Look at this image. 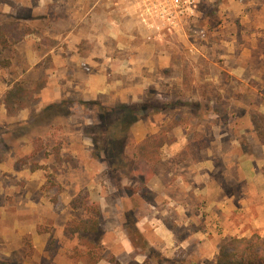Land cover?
<instances>
[{"label": "rangeland", "instance_id": "374dc122", "mask_svg": "<svg viewBox=\"0 0 264 264\" xmlns=\"http://www.w3.org/2000/svg\"><path fill=\"white\" fill-rule=\"evenodd\" d=\"M2 82L8 113L27 109L16 130L6 127L22 140H0V264H133L149 255L214 264L230 237L264 236L241 213L212 220L220 208H201L177 188L193 183L202 148L261 156L253 144L264 143V0H0V90ZM214 129L227 134L212 141ZM178 200L189 202L184 210ZM92 217L95 230H72ZM161 227L189 244L167 256L152 234Z\"/></svg>", "mask_w": 264, "mask_h": 264}, {"label": "crops", "instance_id": "0c3cea01", "mask_svg": "<svg viewBox=\"0 0 264 264\" xmlns=\"http://www.w3.org/2000/svg\"><path fill=\"white\" fill-rule=\"evenodd\" d=\"M84 22V18L82 20ZM84 26V25H83ZM82 26V27H83ZM57 33V32H56ZM59 36L58 34L56 35ZM117 36V35H116ZM61 38V37H59ZM81 41L84 42V28H82L81 33ZM53 55L52 58L56 59L60 55L58 51H55V49H52L50 51ZM82 58H84V55L79 54ZM71 57V58H70ZM62 59L68 60L72 59V55L70 54H62ZM86 63V61H84ZM65 66V65H64ZM68 81H71V79ZM4 82V81H3ZM2 86V95L1 97L6 94L7 90L10 88L9 83L6 82ZM53 101L59 100V98L62 96V89H60V86H53ZM39 102H37L34 107L39 110ZM44 104V103H42ZM199 106L195 105L194 108H197ZM205 107L206 110L208 109V118L210 121L215 120L218 118V113L216 112V108L214 106V102L212 100H206L205 101ZM25 109L22 108L21 113L17 115H12L8 113V108L4 100H0V127L6 128L7 126L13 127V130L15 129V126L18 127L25 121V115L23 114L25 112ZM162 122H165L164 115L162 116ZM213 119V120H212ZM2 125V126H1ZM179 127V126H177ZM174 128V134L178 137V140L182 144L185 143V136H179L176 132H179V128ZM11 129V130H12ZM160 128H153L152 133H146V134H154L158 132ZM10 129L6 128V130H2L0 132V140L5 141V138L7 135H13L16 137V140H19L21 135L18 131L11 132ZM213 140L218 141L219 139H223L224 136H226L227 133L219 132L218 129H214ZM184 133V132H183ZM183 133L181 135H183ZM211 134V133H208ZM3 137V138H2ZM226 138V137H225ZM22 140V139H20ZM256 143L253 144L256 147L259 148V151L261 152V156H254L252 152H238V154H232L227 149H224L223 151H214L211 147L208 148H202L200 151L203 152V155L205 156L204 159H200L198 161H194L193 167V183H177L178 190L180 188V191L182 192H188L189 195H192L193 198H195V203L198 205H201L200 207L203 208V204H208V207H214L216 208V211L220 208L222 210V215L219 216L218 213L214 214L212 212L210 215H212V220L219 219L220 221L224 220L226 216H230L234 213H241L247 217V219L254 224L256 229H264V143H261L258 141V139H255ZM232 142H237V140H233ZM238 143V142H237ZM214 144V143H213ZM238 145H240L238 143ZM8 148V149H7ZM7 150L9 154L10 152H13V150H16V147L13 148V146H7ZM179 148V147H177ZM176 148V149H177ZM172 149V148H170ZM168 150H166V154H168ZM171 156V155H169ZM221 158V162H217V157ZM218 164H223V170H219L220 176L217 175L218 173ZM219 168H222L219 166ZM219 177V179H218ZM235 181L236 184H239L240 190L239 192H229L227 191V186L230 183H226L227 181ZM218 188V191L220 192L219 196L213 197L211 195V188ZM162 195L165 197H168V199H171V196L167 193L162 191ZM180 195V194H179ZM180 207L185 208L184 205L189 203L186 202H180V200L176 201ZM200 211V210H199ZM220 211V210H219ZM184 212V211H183ZM207 216V214H204ZM247 220V221H248ZM152 234L160 236L164 243V251L169 254L173 253L175 254V251L179 248H185L187 241L178 242V239L175 236V233L173 230L169 228H156L153 229ZM199 231H193L191 235L188 236V238H192L194 235L198 234ZM264 233V230H263ZM155 236V237H157ZM186 238V239H188ZM128 246H131V241L127 240L126 242ZM149 244L150 241H149ZM143 262V261H138Z\"/></svg>", "mask_w": 264, "mask_h": 264}, {"label": "trees", "instance_id": "16d2710c", "mask_svg": "<svg viewBox=\"0 0 264 264\" xmlns=\"http://www.w3.org/2000/svg\"><path fill=\"white\" fill-rule=\"evenodd\" d=\"M8 26L9 24H6L3 26V28L8 30L10 29ZM24 35L25 33L20 32L16 40H21ZM262 95L264 96V88L262 89ZM35 102H37V98L35 99ZM130 112H128V116ZM122 122H125V125L123 124L122 130V132H124V127L127 124L126 122H128L127 118H124ZM71 224H74L75 226L72 229L73 231L79 230L81 228H84L86 231H91L95 230L97 219L92 217L85 221L81 220L78 221V223L72 222ZM68 229H71V225L68 227ZM153 258L154 257L149 255L143 260V262L136 261L133 264H160V261L153 260ZM159 260H165V258H161ZM95 263L96 262L93 264ZM179 263L183 262L179 261ZM214 264H264V236L258 231H254L249 236L230 237L219 248V253Z\"/></svg>", "mask_w": 264, "mask_h": 264}, {"label": "built area", "instance_id": "2783aa9c", "mask_svg": "<svg viewBox=\"0 0 264 264\" xmlns=\"http://www.w3.org/2000/svg\"><path fill=\"white\" fill-rule=\"evenodd\" d=\"M84 66H85L87 69H89V67H87V65L84 64Z\"/></svg>", "mask_w": 264, "mask_h": 264}]
</instances>
